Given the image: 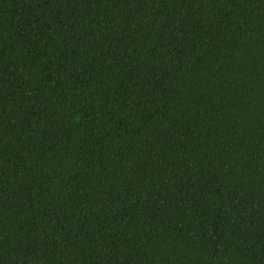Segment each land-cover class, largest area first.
<instances>
[{
  "label": "trees",
  "instance_id": "obj_1",
  "mask_svg": "<svg viewBox=\"0 0 264 264\" xmlns=\"http://www.w3.org/2000/svg\"><path fill=\"white\" fill-rule=\"evenodd\" d=\"M0 264H264V0H0Z\"/></svg>",
  "mask_w": 264,
  "mask_h": 264
}]
</instances>
